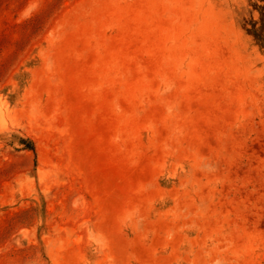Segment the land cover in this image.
I'll list each match as a JSON object with an SVG mask.
<instances>
[{"label":"rangeland","instance_id":"374dc122","mask_svg":"<svg viewBox=\"0 0 264 264\" xmlns=\"http://www.w3.org/2000/svg\"><path fill=\"white\" fill-rule=\"evenodd\" d=\"M0 264H264V0H0Z\"/></svg>","mask_w":264,"mask_h":264}]
</instances>
